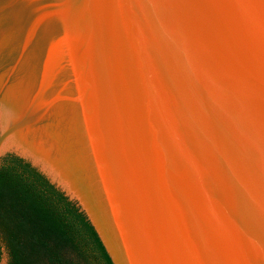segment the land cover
I'll return each mask as SVG.
<instances>
[{"label": "water", "instance_id": "95a60500", "mask_svg": "<svg viewBox=\"0 0 264 264\" xmlns=\"http://www.w3.org/2000/svg\"><path fill=\"white\" fill-rule=\"evenodd\" d=\"M0 62V160L113 264H264V0H0Z\"/></svg>", "mask_w": 264, "mask_h": 264}, {"label": "trees", "instance_id": "16d2710c", "mask_svg": "<svg viewBox=\"0 0 264 264\" xmlns=\"http://www.w3.org/2000/svg\"><path fill=\"white\" fill-rule=\"evenodd\" d=\"M7 264H113L77 203L14 154L0 160V260Z\"/></svg>", "mask_w": 264, "mask_h": 264}, {"label": "bare ground", "instance_id": "6f19581e", "mask_svg": "<svg viewBox=\"0 0 264 264\" xmlns=\"http://www.w3.org/2000/svg\"><path fill=\"white\" fill-rule=\"evenodd\" d=\"M1 66V62H0ZM1 77V73H0ZM0 80H2L0 78ZM3 81H0V84L3 86ZM2 89H0L1 91ZM35 147L46 153L48 156L52 158L64 161L66 159V148L65 146L59 145L57 141H53L52 139H38L34 141ZM61 143V142H60Z\"/></svg>", "mask_w": 264, "mask_h": 264}, {"label": "rangeland", "instance_id": "374dc122", "mask_svg": "<svg viewBox=\"0 0 264 264\" xmlns=\"http://www.w3.org/2000/svg\"><path fill=\"white\" fill-rule=\"evenodd\" d=\"M7 262H8V254H7V251L3 249L0 264H7Z\"/></svg>", "mask_w": 264, "mask_h": 264}]
</instances>
